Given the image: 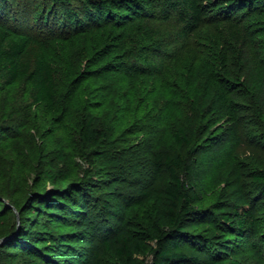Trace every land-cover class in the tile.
Returning a JSON list of instances; mask_svg holds the SVG:
<instances>
[{"label": "trees", "instance_id": "obj_1", "mask_svg": "<svg viewBox=\"0 0 264 264\" xmlns=\"http://www.w3.org/2000/svg\"><path fill=\"white\" fill-rule=\"evenodd\" d=\"M8 2L3 0L4 5L10 6ZM263 10L264 0H49L38 11L27 12L20 24L26 29L19 31L17 23L14 28L4 25L12 15L3 9L0 75L6 86L18 82L29 84L30 106L51 124L45 132L50 137L69 130L67 124L73 110L85 102L87 91L91 95L107 90L113 95L118 92L115 85L125 89L123 98L129 115L144 117V88L147 90L152 85V94L169 89L172 95H180L171 88L173 68L178 71L175 79L186 82L180 98L193 100L210 83L212 98L217 99L208 107L207 116L212 114V119L221 113L226 118L235 113L237 91L248 78L246 70L232 69L233 48L223 37L222 29L226 28L236 41L241 27L245 28L246 37L264 39V25L259 22L263 21L258 18ZM36 31L39 36L44 33L52 38H65L61 50L68 55L63 85L61 73L46 46L34 45L39 39L33 33ZM202 47L208 48L214 63L207 69L205 80L199 81L198 72L204 69L193 68L198 59L195 53ZM77 48L84 52L82 67H75L71 60L69 50ZM189 65L191 69H186ZM63 88H67L66 94ZM109 96L105 98L109 100ZM65 98L67 103L63 105ZM183 103L178 104L183 106ZM89 105L94 110L105 106L99 101ZM198 113L199 110L195 114L189 110L175 113L174 145L152 151L150 166L145 170L137 168L131 175L139 189L133 194L125 193L122 201L106 202L102 207L104 214L99 218L91 217V212L84 209L78 214L79 209L66 205L62 198L69 197L57 195L62 190L51 191L48 197L36 193V204L31 203L34 196L26 204L33 206V212L46 214L52 222L74 223L76 229L70 235L66 233V237L48 229V225L45 230H20L15 237L3 241V248L9 250L1 249L0 264H216L187 249L193 239L210 240L208 230L196 234V222L212 217L210 208L201 204L193 179L196 163L202 165L204 160L199 157L202 151L199 143L205 136L197 127ZM214 119L212 122L216 124L220 118ZM109 134L97 126L93 115L81 120L79 138L86 147H96ZM59 156L64 160L63 155ZM60 174V171H47L46 177L54 182ZM252 180L264 199V171H255ZM155 181L160 182L158 187ZM80 203L79 200L75 204ZM235 217L232 220L223 216L218 223L225 224L228 232L237 231L240 235L254 225L250 211L236 212ZM16 220L17 216L7 235H11ZM220 224L216 221L214 226ZM68 238L77 242L83 239L86 244L81 247L76 241L61 243ZM17 241L26 243L33 251H28L31 261L14 262L5 258L11 257V248H18L13 246ZM149 254L150 261L138 258Z\"/></svg>", "mask_w": 264, "mask_h": 264}, {"label": "rangeland", "instance_id": "obj_2", "mask_svg": "<svg viewBox=\"0 0 264 264\" xmlns=\"http://www.w3.org/2000/svg\"><path fill=\"white\" fill-rule=\"evenodd\" d=\"M8 1L10 6L0 0V13L7 9L12 15L8 24L4 25L17 26V30L21 31L26 29L20 24H23L27 12L38 11L49 0H44L46 3L42 0ZM18 18L21 21H16ZM258 18L264 25V10ZM168 30L172 31L171 28ZM33 33L39 38L34 45L46 46L61 73L59 78L63 85L68 55L61 50L65 38H52L44 33L39 36V31ZM222 33L233 48L232 69L240 72L246 70L248 78L242 89L237 91L235 113L226 118L220 116L221 113L212 116V119V114L207 116L208 107L213 99H217L212 98L213 87L210 83L206 84V89L195 94L193 100L180 98L186 82L175 79L178 71L173 68L171 88L180 95H172L169 89L157 90L152 94V85L147 90L144 88V117L129 115L125 107L127 101L123 98L125 89L115 85L118 92L113 95L107 90L91 95L87 91L88 95L83 97L85 102L73 110V117L67 124L69 130L50 137L45 132L51 124L37 115L35 107L30 106L29 84L18 82L6 86L0 75V252L1 249L9 250L3 248V241L15 237L23 229L45 230L48 225V229L57 231L61 237L66 233L70 235L76 229L74 223L52 222L46 214L33 212L36 193L48 197L51 191L58 193L62 190L57 195L69 197L62 198L66 205L79 209L78 214H82L83 209L91 212L93 218L104 214L102 207L106 202L122 201L125 193H135L140 187L131 178L135 169L145 170L150 166L152 151L174 145L175 113L189 110L195 114L199 110L196 123L205 136L199 143L202 149L199 157L202 156L204 160L202 165L196 163L193 179L200 202L203 207L210 208L212 217L196 222L197 235L205 234L207 230L210 232L208 243L193 239L187 244V249L199 253L202 258L212 259L216 264H264V199L252 180L255 171H264V39L246 37L243 27L239 29L238 41L232 39L226 28L222 29ZM73 49L69 50L71 60L75 67H82L84 52L82 48ZM200 49L195 53L198 59L193 69H204L198 72L199 81H204L207 69H211L214 60L207 47ZM194 56H190L191 59ZM186 69H191V65ZM66 89H62L64 94ZM107 95H111L109 100L105 98ZM93 101L105 106L94 110L89 105ZM180 101L187 102V105L183 103L180 106ZM66 103L65 98L62 104ZM87 115H93L97 126L103 132L110 133L108 139L96 147H86L79 138L81 120ZM214 117L220 118L216 124L212 122ZM207 139H210L209 142H206ZM59 155H63L64 160ZM47 171H60L61 174L53 182L46 177ZM154 185L158 187L160 182L155 181ZM33 196L32 205H26ZM79 200L82 203L75 204ZM23 207L26 208L22 211ZM244 211H250L255 220L252 228L243 235L237 231L232 234L225 230V224L218 223L223 216L234 220L236 212ZM16 216V223L10 231L12 233L7 235ZM216 221L220 226H214ZM73 240L68 238L61 243H74L77 239ZM77 244L82 247L86 242L82 239ZM24 245L17 241L13 246L18 248H11V257L5 258H11L14 262L31 261L30 253L33 251L26 243ZM138 258L150 261L152 255H139Z\"/></svg>", "mask_w": 264, "mask_h": 264}]
</instances>
